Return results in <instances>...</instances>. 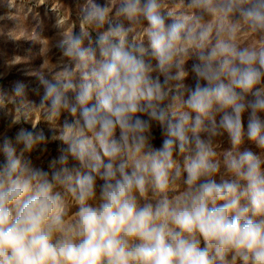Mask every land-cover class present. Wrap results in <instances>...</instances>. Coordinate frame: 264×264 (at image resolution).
<instances>
[{"label":"clouds","instance_id":"9594fccd","mask_svg":"<svg viewBox=\"0 0 264 264\" xmlns=\"http://www.w3.org/2000/svg\"><path fill=\"white\" fill-rule=\"evenodd\" d=\"M191 2L208 22L120 0L147 43L95 0L83 21L103 30L64 31L38 79L46 117L74 118L47 168L26 154L47 140L35 124L0 143V264H264V154L241 147L264 150V45L232 22L264 33V0Z\"/></svg>","mask_w":264,"mask_h":264},{"label":"rangeland","instance_id":"374dc122","mask_svg":"<svg viewBox=\"0 0 264 264\" xmlns=\"http://www.w3.org/2000/svg\"><path fill=\"white\" fill-rule=\"evenodd\" d=\"M96 3L109 9V15L114 23L131 26L130 35L136 39H143L146 21L142 18L129 21L117 15L120 0H95ZM90 0H0V143L5 138H12L21 128H32L44 131L46 142L35 145L26 153L34 164L47 168L51 159L59 155L60 149L65 147L59 139L66 120L73 119V114L66 110L53 120L46 117V107L42 106L43 87L38 76L43 73L50 78L62 65L61 51L56 42L65 30L81 32L87 30L93 38L98 31L94 25H86L83 21V9L89 6ZM162 11H173L208 22L210 17L201 9L193 6L191 0H161ZM241 25L237 33V40L241 46L264 45V33L253 32L241 20L233 19ZM107 24L104 25V28ZM87 43V40H85ZM67 58H63L66 60ZM194 57L185 60L183 67L188 70L185 83H190L192 74L190 66ZM154 63V61H153ZM16 82L26 85L23 97L14 95L12 89ZM17 117L19 121L17 122ZM155 143L159 145V130ZM218 157L223 151L231 147L226 137L215 138ZM251 147L254 151L264 154V150L254 144L246 142L241 147ZM17 147H20L19 145ZM223 166L221 172H223Z\"/></svg>","mask_w":264,"mask_h":264}]
</instances>
